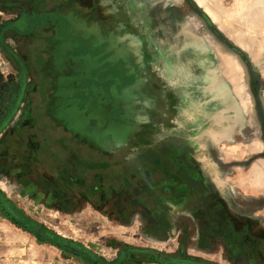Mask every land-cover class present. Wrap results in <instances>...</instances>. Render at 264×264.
Returning <instances> with one entry per match:
<instances>
[{
    "label": "rangeland",
    "instance_id": "1",
    "mask_svg": "<svg viewBox=\"0 0 264 264\" xmlns=\"http://www.w3.org/2000/svg\"><path fill=\"white\" fill-rule=\"evenodd\" d=\"M26 1L0 0L3 80L16 77L18 66L6 50L26 60L13 37L21 30L10 24ZM204 1L216 11L222 31L193 0H127L129 8L140 9L138 18L152 25L154 51H170L161 64L180 104L179 115L167 104L147 122L137 117L144 106L133 114L124 91L114 85L96 95L105 82L96 80L98 43L68 21L64 50L84 56L76 73L80 83H88L65 91L72 114L68 126H76L73 117L80 121L78 139L59 132L56 145H67L66 164L75 179L78 160L72 150H80V181L63 171L51 174L39 163L0 166L6 173L0 175V264H264V0ZM220 55L242 69L250 115L233 95ZM176 66L180 78L173 80ZM182 69L198 72L200 82L190 83V72ZM67 74L72 78L70 69ZM172 115L177 127L156 128ZM168 129L179 130L185 147L178 149V160L167 148L165 158L159 154L161 130ZM125 131L134 132L127 141L109 147L103 140Z\"/></svg>",
    "mask_w": 264,
    "mask_h": 264
},
{
    "label": "flooded vegetation",
    "instance_id": "2",
    "mask_svg": "<svg viewBox=\"0 0 264 264\" xmlns=\"http://www.w3.org/2000/svg\"><path fill=\"white\" fill-rule=\"evenodd\" d=\"M79 2L77 4L68 0H28L19 3L20 13L10 19L14 29L21 30L20 34L14 30L13 37L17 35L19 39L17 45L20 46V51H23L21 54L26 60L24 61L21 55L17 57L19 53L6 50L8 56H12V60L18 66L16 77L7 75L4 80L0 77V166L2 164V166H11L16 160L23 164L16 163L19 167L36 166L39 163L51 174L55 171L57 173L63 171L66 175H73L72 180L80 181L78 180L80 150L77 148L72 150L78 160L76 168L73 166L79 177L75 179L74 173L71 169L68 170L66 164L69 154L67 145L63 144V149L56 145L59 132L71 133V136L77 139L80 135V121L77 117H73L76 126H68L72 114H68L69 96L65 91L69 86L74 89V85L80 83V72L78 74L76 72L80 70V62H83L84 56H80V52L70 56L67 50H64L65 27L68 21L73 22L77 29L81 27L86 35L98 43L94 55L95 60L100 64L96 80L98 78L105 82H102L101 87L95 88L97 96L104 94L100 88L109 87L106 89L108 91L110 86L114 85L116 91H119L118 89L124 91L126 108H130L133 114L134 109L137 110V102L141 100L140 105L144 106L149 121L153 113L159 111V107L166 109L167 104L173 105L170 107L172 112L169 110L171 114L179 115L180 104L176 97V86L168 85L171 81H166L161 64L162 58L168 56L170 51L166 47L159 52V55L154 51L153 42L157 40L150 34L153 27L150 29L152 25L145 19L138 18L140 9L129 8L127 0H119L114 6L105 0ZM160 36L165 39L161 34ZM106 50L108 52L104 55ZM69 69L73 72L72 78L67 76ZM179 70L178 66L172 69L173 80L180 78ZM183 71L190 72V83L200 82L198 72ZM118 72L121 75L118 74L116 77L114 75L113 78L108 75ZM165 119L167 118H162L163 124L166 123ZM130 122L133 129L135 125L132 123V118ZM53 125L58 126L55 131ZM161 131L163 135L159 139L161 141H159L161 147L159 154L165 158L163 152L167 148L174 152L173 158L178 160L179 157L175 156L178 149L185 148L177 137L180 134L179 130ZM129 134L130 132L127 131L124 133L127 137ZM108 137L103 140L105 139L109 147H112L116 142L112 141V136ZM189 139L188 144L192 141ZM20 152L23 155L20 156ZM4 155L9 159H2ZM179 173L176 170V174ZM5 174L0 173L1 176Z\"/></svg>",
    "mask_w": 264,
    "mask_h": 264
},
{
    "label": "bare ground",
    "instance_id": "3",
    "mask_svg": "<svg viewBox=\"0 0 264 264\" xmlns=\"http://www.w3.org/2000/svg\"><path fill=\"white\" fill-rule=\"evenodd\" d=\"M203 11H207L209 18L212 20V22L219 23L213 16L210 15L209 13V8L210 7L207 3H205L204 0H193ZM206 13V14H207ZM217 26V25H216ZM218 27V26H217ZM220 31H222L221 26L218 27ZM221 59L220 61L223 62L224 65V74L225 78L228 82V84L231 87L232 93L239 102L240 108L244 113H247L250 115L251 108H250V95L244 91V87L242 86V79H243V74H242V69L239 67L238 64L234 61L229 56L225 55H220ZM254 60H257V58H253ZM139 107H143L140 105L141 100L137 102ZM135 110V109H134ZM139 118V121L143 120L142 117L139 115L137 116ZM262 167V166H261Z\"/></svg>",
    "mask_w": 264,
    "mask_h": 264
},
{
    "label": "water",
    "instance_id": "4",
    "mask_svg": "<svg viewBox=\"0 0 264 264\" xmlns=\"http://www.w3.org/2000/svg\"><path fill=\"white\" fill-rule=\"evenodd\" d=\"M68 1H70V2H74V3H80L79 1L80 0H68ZM90 1H92V2H94V0H90ZM109 2H112L111 0L109 1ZM114 3H115V1L112 3L113 5L112 6H114ZM168 85L170 86V83H168ZM125 94V93H124ZM129 111H130V109H128ZM133 112V111H132ZM130 114V113H129ZM142 119L145 121V122H147V121H149V118H148V115L146 114V111H145V113H143L142 114ZM136 120H138V119H136ZM165 122H166V124H163V123H160V124H158L157 126H156V128H159V129H165V127L166 128H168L169 127V125H171V124H175V125H178V119H176V118H173V120H171V119H165ZM132 128V127H131ZM133 130V129H132ZM138 131V127H136V132ZM127 132H129V131H127ZM132 134H134L132 131L130 132V134L129 135H132ZM114 137V138H113ZM116 137V138H115ZM125 140V141H127L128 140V137L126 136V135H123V136H121V137H119V135H113L112 136V141H114L115 142V140ZM125 144L126 143H124V145H121V146H124L125 147ZM120 145L119 144H117V145H115V147L116 148H118V146L120 147ZM115 147H114V149H115ZM123 147V149H121V151L120 152H122V153H124L127 149H126V147L124 148ZM107 152V151H106ZM104 153V152H103ZM111 153V152H110ZM102 155V154H101ZM119 156V153L118 154H115V155H113V157L114 158H116V157H118Z\"/></svg>",
    "mask_w": 264,
    "mask_h": 264
},
{
    "label": "crops",
    "instance_id": "5",
    "mask_svg": "<svg viewBox=\"0 0 264 264\" xmlns=\"http://www.w3.org/2000/svg\"><path fill=\"white\" fill-rule=\"evenodd\" d=\"M209 8V12L212 14V16L216 13V11L215 10H211L210 9V7H208ZM207 13V12H206ZM207 16H208V13H207ZM214 23V22H213ZM215 24V26L217 25L216 23H214ZM220 24V23H219ZM217 27V26H216ZM218 28V27H217ZM221 28H222V25H221ZM219 30V29H218ZM222 30V29H221ZM252 52H253V50H252ZM252 57L253 58H257V56H256V54H253L252 53ZM253 61L256 63V60H254L253 59ZM260 64H261V61L259 62Z\"/></svg>",
    "mask_w": 264,
    "mask_h": 264
}]
</instances>
